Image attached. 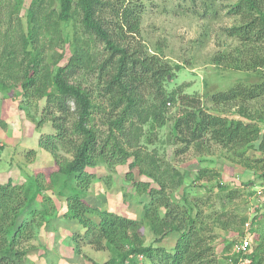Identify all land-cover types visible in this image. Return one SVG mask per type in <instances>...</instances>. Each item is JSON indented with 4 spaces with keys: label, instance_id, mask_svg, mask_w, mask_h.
Wrapping results in <instances>:
<instances>
[{
    "label": "trees",
    "instance_id": "1",
    "mask_svg": "<svg viewBox=\"0 0 264 264\" xmlns=\"http://www.w3.org/2000/svg\"><path fill=\"white\" fill-rule=\"evenodd\" d=\"M21 1L8 0L4 7L11 9V13H18ZM58 1L59 11L46 13V0H31L26 10V27L23 29L18 24L8 28L5 35L11 33L12 38L0 48V90L19 89L18 109L21 111L44 101L39 124L48 121L53 133L41 136L38 146L53 156L55 165L35 170L26 186H13L11 181L0 184V264L21 263L23 253L14 246L21 232L33 223L34 204L39 199L46 200L42 195L44 191L64 199L63 217L82 229V233L72 235L76 253L81 254L82 247L109 252L111 257L103 264H228L229 260L236 261L237 256L230 253L243 237V225L249 217L234 213L204 216L199 205L202 203L189 202L184 194L185 210L181 209L171 198L183 185L185 173L176 167L161 168L157 152L147 154L141 148L142 139L147 142L145 146L149 141L145 127L149 130L163 128L167 106L181 102L182 107L175 113L170 129L173 144L183 145L175 154L214 143L231 153V161L237 166L242 165L238 159L247 150L258 155L257 162L262 161L264 126L260 125L264 116L248 110V103L264 97V71L259 69L264 65V0L231 1L228 13L238 22L227 28L226 34L246 47V56L241 62L227 60L231 57L222 54L214 58L217 65L233 63L235 70L241 68L257 73L255 82L238 83L210 98L214 105L236 106V118L208 113L202 109L199 100L166 90L165 84L173 77L170 66L128 40L129 35L138 32L141 11H138L137 3L125 4V0ZM1 7L0 24L5 9ZM70 21H77L79 27L72 37L66 31ZM55 44L59 52L51 66L46 63L45 56L56 47ZM61 60H65L63 65L59 64ZM91 62L98 69V96L106 98L112 107L104 117L107 127L104 138L98 135L93 123L94 114L100 107L94 103L91 93L70 80L75 71H83ZM5 127V121L0 118V128ZM60 151H64L68 159L59 161ZM128 160L129 168H138L139 173L150 178L156 186L135 184L136 190L148 197L142 210L143 218L150 222V231L163 237L170 232L178 234L170 251L156 247L154 243L144 245L139 223L95 208L84 199L99 162L110 165ZM207 173L210 179L218 177L216 173L200 169L194 181L198 182ZM252 185L255 182L243 184L244 187ZM216 189L218 197H222L228 187L217 184ZM238 191L230 190L223 197L231 200ZM21 214L25 216L19 222ZM251 225L249 257L253 264H261L264 214L257 210ZM210 231L230 235L218 237ZM217 237H222L223 243L219 256L213 244ZM138 256L142 257V263ZM91 264L97 263L91 261Z\"/></svg>",
    "mask_w": 264,
    "mask_h": 264
},
{
    "label": "rangeland",
    "instance_id": "2",
    "mask_svg": "<svg viewBox=\"0 0 264 264\" xmlns=\"http://www.w3.org/2000/svg\"><path fill=\"white\" fill-rule=\"evenodd\" d=\"M31 0H22L20 11L16 13L3 9L0 24V48L12 38L11 33L5 35L8 28H15L19 24L26 27V10ZM45 12L59 11L58 0H46ZM232 0H125L135 2L141 11L137 34L129 35V41L136 47H141L150 55L157 56L163 63H167L173 77L165 84L166 90L178 91L180 95L189 96L199 100L205 111L220 116L237 117V107L233 104L214 105L210 98L212 95L226 92L238 83L251 84L255 82L257 73H249L244 69L235 70L236 65L227 62L216 64L214 58L218 54L231 57L227 60L241 62L246 47L237 39L230 38L226 29L238 21L228 13ZM112 20H114L112 18ZM75 24V25H74ZM77 21H70L66 31L72 37L74 30L79 28ZM64 34L60 33L62 37ZM58 43V42H57ZM59 44V43H58ZM53 50L47 52L46 63L53 65L57 58L59 47L55 44ZM248 50V49H247ZM61 60L59 64H64ZM264 71V65L259 68ZM71 82L80 84L92 95V99L99 110L94 114V125L98 135L105 137L107 127L104 117L112 109L106 98L100 94V79L96 65L91 62L90 67L83 71H75ZM19 89L9 92L0 90V118L5 121V129L0 128V184L11 181L13 186H26L28 178L36 171L54 167V158L38 146L41 136L53 133L48 121L39 124L44 101L33 104L27 110H19ZM182 107L181 102L167 106L166 124L161 129L145 127L149 136L148 145L143 140L144 153L153 154L155 150L161 168L176 167L185 173V180L172 195V201L181 209L185 208L182 195L187 196L190 202H200L204 216L223 213H234L249 217L250 208L257 206V210L264 214V191L260 196L254 193V188L264 184V154L261 162L255 159L258 156L252 150H247L244 156L238 159L242 165L237 166L231 161L233 155L226 149L209 143L200 149L190 148L183 153L175 151L183 147L182 144L174 145L171 141V125L177 110ZM120 109V108H118ZM248 110L257 111L264 116V97L260 100L249 102ZM260 126H264V119ZM104 135V136H103ZM147 136V137H148ZM150 142V143H149ZM59 161L68 159L64 151L58 152ZM63 159V160H62ZM126 163L99 162L95 169V178L85 191L84 199L93 207L105 209L125 218L132 219L141 225V240L144 245L154 243L156 247L170 251L174 247L178 234L167 233L166 236L154 234L150 231V222L143 218L142 205L148 197L146 193L138 192L135 184H149L156 188L150 178L140 174L138 168H129ZM143 169V167H142ZM200 169H207L216 173L218 177L208 178L205 174L198 182L194 181ZM246 182H255L251 187H244ZM227 186L228 190L218 197L216 185ZM213 189L208 192L207 190ZM239 190L234 193L231 200L224 198L230 190ZM251 193H253L251 195ZM45 201L34 204L31 227L25 228L16 240L14 248L22 252L20 264H103L111 257L109 252H96L89 247H82L81 254H77L72 235L82 233V229L74 222L63 217L65 200L56 198L51 191L42 194ZM209 201V205H208ZM207 203V205H206ZM204 204V205H203ZM47 210V212H43ZM162 210V209H161ZM185 210V209H184ZM45 213V214H40ZM163 212L161 211L160 214ZM25 214L18 217V221ZM48 220V222H46ZM261 220V219H260ZM215 236H229L223 231H210ZM213 242L217 256L221 255L223 248L222 237ZM234 237V236H233ZM236 237V236H235ZM157 241H155V240ZM253 249V246H252ZM264 264V254H262ZM142 257L138 261L142 263Z\"/></svg>",
    "mask_w": 264,
    "mask_h": 264
},
{
    "label": "built area",
    "instance_id": "3",
    "mask_svg": "<svg viewBox=\"0 0 264 264\" xmlns=\"http://www.w3.org/2000/svg\"><path fill=\"white\" fill-rule=\"evenodd\" d=\"M264 191V184L254 188V193L260 196ZM257 206L250 208L249 219L243 225V237L236 242L232 248L230 255H236V261L229 260L228 264H253L250 255L251 236L250 231L252 228L251 220L257 212Z\"/></svg>",
    "mask_w": 264,
    "mask_h": 264
}]
</instances>
